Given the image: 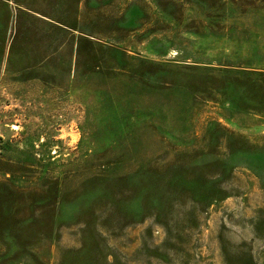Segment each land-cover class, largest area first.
Masks as SVG:
<instances>
[{"label":"rangeland","instance_id":"rangeland-1","mask_svg":"<svg viewBox=\"0 0 264 264\" xmlns=\"http://www.w3.org/2000/svg\"><path fill=\"white\" fill-rule=\"evenodd\" d=\"M0 264H264V0H0Z\"/></svg>","mask_w":264,"mask_h":264},{"label":"trees","instance_id":"trees-1","mask_svg":"<svg viewBox=\"0 0 264 264\" xmlns=\"http://www.w3.org/2000/svg\"><path fill=\"white\" fill-rule=\"evenodd\" d=\"M256 73V72H255Z\"/></svg>","mask_w":264,"mask_h":264}]
</instances>
